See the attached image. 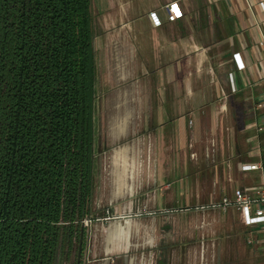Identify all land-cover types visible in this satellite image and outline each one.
<instances>
[{
	"label": "crops",
	"instance_id": "crops-1",
	"mask_svg": "<svg viewBox=\"0 0 264 264\" xmlns=\"http://www.w3.org/2000/svg\"><path fill=\"white\" fill-rule=\"evenodd\" d=\"M262 2L92 0L106 56L103 90L96 98L95 147L103 149L101 154L113 151V203L123 194L133 195L140 165L136 158L131 165L128 157L137 155L142 140L146 156L157 155L156 146L160 156L156 164L150 158L143 171L150 180L157 172V184L172 194L161 203L157 199L161 211L205 204L232 194L233 187L254 193L263 185L262 171H242L244 165L264 163V150L259 152L264 131H258L264 128V107H259L264 102ZM173 3L184 13L177 21H169L166 12ZM154 139L155 148L149 146ZM162 215L164 238H182L176 246L179 260L172 259L167 246L160 260L148 254L156 249L153 236L148 248L134 245L136 237L150 236L149 224L126 219L108 228L96 225L95 237L107 232L106 258L98 261L264 264V231L248 228L237 210ZM205 252L212 259L206 260Z\"/></svg>",
	"mask_w": 264,
	"mask_h": 264
},
{
	"label": "trees",
	"instance_id": "trees-1",
	"mask_svg": "<svg viewBox=\"0 0 264 264\" xmlns=\"http://www.w3.org/2000/svg\"><path fill=\"white\" fill-rule=\"evenodd\" d=\"M92 0H0V264L79 249L96 191Z\"/></svg>",
	"mask_w": 264,
	"mask_h": 264
},
{
	"label": "rangeland",
	"instance_id": "rangeland-1",
	"mask_svg": "<svg viewBox=\"0 0 264 264\" xmlns=\"http://www.w3.org/2000/svg\"><path fill=\"white\" fill-rule=\"evenodd\" d=\"M94 14H96L95 11H94ZM93 16H94V21H95V26H96L98 23L97 21L98 19L97 17L95 18V15ZM100 32H101L100 28L96 26L94 29V33H95V37H97V40L95 42L96 67H97V70H96L97 99L102 94V90H103L102 79H103V74L106 71L105 62L103 61L106 59V56H104L105 51L102 48L103 46H101L104 40H102V38L100 37L102 36ZM96 103L98 104L99 100H97ZM131 142L132 140H128L126 142V146L127 147L130 146ZM155 142H156L155 139L152 140L151 141L152 144L149 143V146L152 145V147L155 148L154 147ZM137 143H138L137 155L135 157L133 155H131V157H128L129 163L131 165H133V163L136 162L134 161V158L137 159L136 163L138 164V166L140 165V168H138V172L136 173L137 178L135 179L136 183H135L133 195L129 194V195L124 196L123 194L122 197L114 203L112 202L113 201L112 197L114 193H116L117 191V188H115L114 186L117 178H116V173L113 172V168L111 165L113 151L109 150L107 154H104V153L101 154L100 152H102L103 149L101 147L96 148V156H97L98 162L96 165V174H95L96 179H97V182H96L97 186H96L95 196L93 200V209L95 211L94 217L95 219H102V220L106 219L105 221L103 220L104 222L99 223L98 227H100V229H102V227L108 228L109 225H113L117 221H124L126 220V217L128 218V216L133 217L132 219L137 220L139 223L147 221L149 224V228H150L149 229L150 236L142 235L141 240L136 237V240H133L132 243L134 245L141 244L145 248H148L149 243L152 242L151 236H153L156 249L152 250V253L149 252L148 254L154 255V257H156L157 255L159 259H156V260H160L161 255H162L161 248L167 246L173 249L172 254L170 255L172 259L174 258L176 260H179L180 252L177 255L176 246L179 245V243L182 241V238L180 239L177 236H172L170 239L164 238L162 229H161L163 225V222L161 221V217L166 216L162 214L167 213V211L166 212L161 211L163 210L161 209L163 208V206L160 205L159 203H161L162 198H164L165 196H169V195L171 197L172 194H170V192H168L166 188H162L160 187L159 184H157L156 182L157 172L154 171L152 173L153 180H150V177H148L150 173L146 174V172L143 171V168H142L144 167L145 163H148V161H150V158H152V161L154 164L159 163L160 162V156L158 155L159 151L156 146L154 151H156L157 155H153L152 157L146 156L144 154V147H145L144 141L143 140L139 142L137 141ZM139 148H141L140 151H139ZM105 165L106 167L104 168ZM232 190L235 191L236 190L235 187H233ZM158 191L159 193H157ZM157 199L158 201H160L159 203H157ZM188 207H194V205H191ZM182 209L180 208L174 209L178 211H175V213H171V215L176 216L178 213H182L180 212ZM183 213H186V212H183ZM189 213H193V212H189ZM116 217L117 218L125 217V218L121 220H115L114 218ZM95 227L97 226L96 225L93 226L92 231H91V236L90 238H88V241H87V237L89 236H87L88 234L86 235V239H85L86 244H88L90 240V245H89V248L88 246L87 248L85 247L86 249L84 251L85 260L86 261L90 260L91 262H93V264H102L98 260L106 258L104 255V249L106 247L107 232L106 230H101L100 232L101 234L99 233V235L101 236H99V238L95 237V233H96ZM117 253L118 252H115L113 253V255H117ZM203 254H205L206 260L212 259V253L205 252ZM119 256H122V253H119ZM110 257H114V256L111 255ZM116 264H122V263L120 261L117 263L116 261Z\"/></svg>",
	"mask_w": 264,
	"mask_h": 264
},
{
	"label": "built area",
	"instance_id": "built-area-1",
	"mask_svg": "<svg viewBox=\"0 0 264 264\" xmlns=\"http://www.w3.org/2000/svg\"><path fill=\"white\" fill-rule=\"evenodd\" d=\"M262 9H264V2L261 3ZM166 12L169 21H177L184 17V13L181 10L178 3H173L166 7ZM153 20L155 21V14H151ZM157 26H161V22H155ZM234 59L237 62L238 68L243 69L244 65L239 55H234ZM241 65V66H240ZM232 80V77H231ZM259 107H264V102L259 103ZM258 131L262 133L264 131L263 126L258 127ZM264 149L260 147L259 152L262 153ZM243 172L250 171H262L264 173V163L260 162L255 165H244L242 167ZM232 210H237L243 216V221L248 228L256 230L257 232L264 231V183L263 185L257 189L256 192L246 191L244 189H236L232 194L223 196L219 199L212 200L205 204L196 205L194 207H186L182 209L180 212H198V213H211V212H219V213H229ZM178 210H170L167 213H175ZM123 219L125 217H122ZM120 217L114 218L115 220L122 219ZM127 218V217H126ZM104 221L106 219H103ZM102 219H95L94 214L87 217L82 225L86 230L87 237L90 238L91 231L94 225H97L101 222H104ZM109 220V219H108ZM107 220V221H108ZM90 245V240L88 243V248ZM91 261L89 260V264Z\"/></svg>",
	"mask_w": 264,
	"mask_h": 264
},
{
	"label": "water",
	"instance_id": "water-1",
	"mask_svg": "<svg viewBox=\"0 0 264 264\" xmlns=\"http://www.w3.org/2000/svg\"><path fill=\"white\" fill-rule=\"evenodd\" d=\"M131 216H128V218L126 219H132L133 217L129 218ZM123 219V218H122ZM121 220V219H119ZM85 239H86V230L83 227L82 229V234H81V239H80V243H79V253H78V259H77V264H83L85 263V260H83V250H84V245H85ZM75 251L73 250V253L71 254V256H64V246L62 244H60L59 246V250L57 253V257H56V262L55 264H70L74 255ZM87 264H89V260L86 261Z\"/></svg>",
	"mask_w": 264,
	"mask_h": 264
},
{
	"label": "flooded vegetation",
	"instance_id": "flooded-vegetation-1",
	"mask_svg": "<svg viewBox=\"0 0 264 264\" xmlns=\"http://www.w3.org/2000/svg\"><path fill=\"white\" fill-rule=\"evenodd\" d=\"M87 245L88 244H86V242H85V245H84V250H83V260H85V247L87 248ZM79 250V249H78ZM74 251H75V254H73L74 255V257H73V259H72V261H71V263L70 264H77V259H78V253H79V251H77V249L75 248L74 249ZM65 256V255H64ZM67 256V255H66ZM66 264V263H65ZM83 264H87L86 263V260H85V263H83ZM90 264H93V262H91Z\"/></svg>",
	"mask_w": 264,
	"mask_h": 264
}]
</instances>
